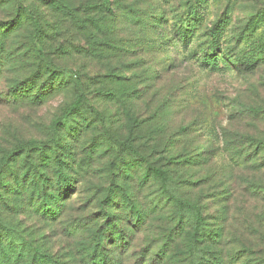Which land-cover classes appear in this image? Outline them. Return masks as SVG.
<instances>
[{
    "label": "rangeland",
    "instance_id": "1",
    "mask_svg": "<svg viewBox=\"0 0 264 264\" xmlns=\"http://www.w3.org/2000/svg\"><path fill=\"white\" fill-rule=\"evenodd\" d=\"M251 18L264 23V0H0V159L15 152L21 187L5 173L0 264H264L263 153L248 142L264 135V64L200 67L213 26L235 37ZM59 135L65 184L42 163ZM188 140L199 165L172 162ZM145 163L223 240L187 249L192 228Z\"/></svg>",
    "mask_w": 264,
    "mask_h": 264
},
{
    "label": "trees",
    "instance_id": "2",
    "mask_svg": "<svg viewBox=\"0 0 264 264\" xmlns=\"http://www.w3.org/2000/svg\"><path fill=\"white\" fill-rule=\"evenodd\" d=\"M31 21L35 29H38L37 28L38 22L33 18H31ZM260 21L261 19L251 18L246 23V25L243 27V29H241V33L239 35H236L235 37H227L225 25L220 26V28L218 26H213L207 33V38H208L207 39V51L203 55L200 61V67L203 69H207V70L217 71L219 66L222 65V67L226 71L230 72L232 71L231 68H233L231 67L232 66L231 62H233L236 65V68H241L243 72H252L256 70L260 65L264 64V29L260 33V35H257V37H255L254 39H251V37L255 36L254 33H255V28L257 27V25L259 24L264 25V23H259ZM189 37L190 35H188V33L186 34V32H183V33L177 34L176 38L185 41ZM233 43L236 45V48L234 47V49L233 48L231 49L230 45ZM236 50H239V52L236 53ZM72 75H73L72 77H75L76 79H78L76 74H72ZM75 83H76L75 85H77L78 82L75 80ZM78 104H81L80 101L71 103L70 106L65 110V114H64L65 117L71 116L72 115L71 110H77ZM61 119H64V117H62ZM61 122L62 121L60 119L54 121L51 125V129L55 130L56 126L61 124ZM130 122H134V120L131 119ZM198 124L200 126H203L201 117H200V122ZM86 126L87 124L84 127ZM77 131L79 130L75 129V131L72 132L71 138L74 139L76 137ZM195 132H197V130L193 129V124H189L186 126L182 125V126H179L174 131L171 138H174L175 136L186 137ZM224 136L226 137V134H224ZM238 136H241V135H238ZM59 138H61L60 135L57 138L51 137L47 139L46 141L42 142V148H43L42 150L44 154L46 155L43 158L42 163L46 165L45 168L51 169L50 172L54 174V176L57 179L58 184H62V183L65 184L66 179L64 176V171L67 169V166L69 165V163L68 162L66 163L65 161H63L64 159H66V158H63L64 156L63 152L67 149L65 148L63 149L64 150L63 151L59 147L60 146L59 145L60 142L58 141ZM248 142L257 151V154L260 155L263 153V156L261 158L263 163L261 165L262 167L260 166L261 169H263L264 168V135L261 138H254V137L249 138ZM186 143L187 144L184 145L181 149H179L177 153L174 155L175 157L172 158V162L176 163L180 161L181 163L185 164L188 161H191L192 163H188V164H192V166L199 165L200 159L202 157V151L201 149L199 148L196 149L193 146L197 144L198 142H194V141L192 142L188 140L186 141ZM88 146L90 145L88 144ZM42 150L40 153H42ZM39 151L40 150L38 149L36 152H39ZM12 154H15L13 150L7 153V155H5L4 157L0 159V184L5 179V176H6L5 173L9 171V175H11L10 177H12L14 184L17 187H20L18 177L14 175L15 174V172L13 171L14 169L13 167L10 166L11 164L15 166V163H16L15 161L16 159H13ZM68 154L69 155L72 154L71 151H68ZM40 158H41V155H40ZM67 160L69 161L71 160V158L68 157ZM75 165L76 163H73L72 165L73 167L70 168V170H74ZM76 166L78 169L81 168L79 165V162L77 163ZM145 166L147 168L146 170L147 174L151 175L152 177L154 176L159 177L161 178V180L163 179V181L164 179L167 180V182H164L167 188V192L169 194L168 198L166 199L168 200V202L172 204V207L176 209V214L178 216V219L188 220L186 221L190 224L192 230L190 231L188 235L187 249L189 250L190 248L191 250L194 249V246L196 244L195 242H198V239L200 238L201 239L205 238L207 240L214 239L215 240L214 242H216V239L218 238L223 240L224 229L217 233H211V232L206 233V229H204V231L201 229L202 217H201L200 208L195 202H184L181 196H177L172 192L173 189L169 187V184H171V180L167 178L166 171H163L162 169H159V168H155V165H150L148 163H145ZM144 175L147 177L146 174ZM47 176L49 175L47 174ZM45 179L47 180L46 175H45ZM54 180L55 179H51L50 181H54ZM58 186H59L58 190H60V188H62V185H58ZM10 194H13V193H10ZM11 196H14V197L17 196L19 198L20 197L22 198V193L19 189ZM42 197L43 199L45 198L47 201L49 197H51L50 198L51 200L52 198H54L53 195L50 196V194L45 193V191H42ZM59 201H58V204H59ZM128 203H130L131 206L133 207V212L136 214V217L139 219V221L140 220L142 221L143 214H142V211L139 210L141 208L137 207L136 203H132V200L130 197H128ZM8 237H10V235ZM216 256L217 258L214 256L215 263L213 264H224V262L222 261V257H220V255H216Z\"/></svg>",
    "mask_w": 264,
    "mask_h": 264
}]
</instances>
